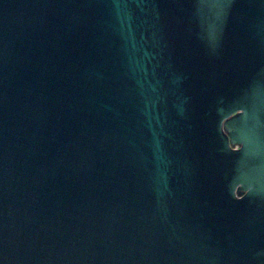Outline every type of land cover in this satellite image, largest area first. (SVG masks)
I'll return each instance as SVG.
<instances>
[{"label": "water", "instance_id": "95a60500", "mask_svg": "<svg viewBox=\"0 0 264 264\" xmlns=\"http://www.w3.org/2000/svg\"><path fill=\"white\" fill-rule=\"evenodd\" d=\"M0 264H264V0H0Z\"/></svg>", "mask_w": 264, "mask_h": 264}, {"label": "flooded vegetation", "instance_id": "af4514ba", "mask_svg": "<svg viewBox=\"0 0 264 264\" xmlns=\"http://www.w3.org/2000/svg\"><path fill=\"white\" fill-rule=\"evenodd\" d=\"M241 146V145H240ZM238 148V147H237Z\"/></svg>", "mask_w": 264, "mask_h": 264}]
</instances>
